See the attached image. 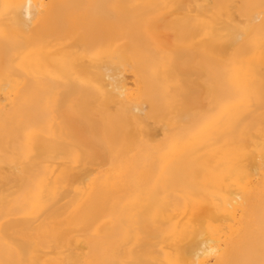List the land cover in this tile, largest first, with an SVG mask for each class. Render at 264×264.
<instances>
[{
  "label": "bare ground",
  "instance_id": "obj_1",
  "mask_svg": "<svg viewBox=\"0 0 264 264\" xmlns=\"http://www.w3.org/2000/svg\"><path fill=\"white\" fill-rule=\"evenodd\" d=\"M0 264H264V0H0Z\"/></svg>",
  "mask_w": 264,
  "mask_h": 264
},
{
  "label": "snow or ice",
  "instance_id": "obj_2",
  "mask_svg": "<svg viewBox=\"0 0 264 264\" xmlns=\"http://www.w3.org/2000/svg\"><path fill=\"white\" fill-rule=\"evenodd\" d=\"M32 7H33V6L31 5V3H29V4L27 5V8H26V12H27L29 18H31V15H32Z\"/></svg>",
  "mask_w": 264,
  "mask_h": 264
}]
</instances>
